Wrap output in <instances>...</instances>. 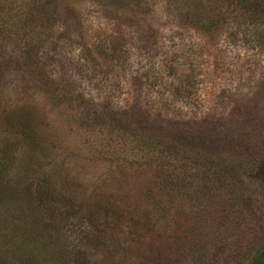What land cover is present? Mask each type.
Masks as SVG:
<instances>
[{"label":"rangeland","instance_id":"1","mask_svg":"<svg viewBox=\"0 0 264 264\" xmlns=\"http://www.w3.org/2000/svg\"><path fill=\"white\" fill-rule=\"evenodd\" d=\"M60 4L72 26L64 30L60 14L66 47L60 51L45 43L33 51L34 56L40 52L42 73L35 65L27 71L20 67L17 39L0 41V264H35L50 247L52 255L60 247L68 252L65 264H211L218 241L245 246L261 233L256 224L264 221V178L258 212L250 197L242 206L229 200L227 184L212 183L205 190L193 180L190 185L160 168L138 165L140 159L129 152L111 159L101 152L105 140L85 129L83 102L116 107L119 96V105L126 106L135 88L151 113L160 109L151 116L153 122L189 132L225 127L222 144L229 155L264 166V24L249 23L228 0ZM187 8L205 16L209 27L189 28L196 17L183 14ZM119 36L125 37L126 70L116 76L119 61L102 55L101 41ZM84 45L89 53L77 61V48ZM186 72L193 74L196 92L191 98L175 97L177 105L165 109L166 98L173 97L164 89ZM139 77L130 86L129 80ZM237 134L250 140L242 145L239 136L234 142ZM103 193L104 200L113 199L121 208L125 201L149 217L152 226L143 239L122 241L125 231L113 228L106 233L110 242L105 249L77 241L89 224H112L91 207ZM40 195L50 201L40 204ZM237 214L244 216L242 222ZM33 225L34 232L43 231V240L23 238L32 234ZM153 232L160 235L158 242L151 240Z\"/></svg>","mask_w":264,"mask_h":264},{"label":"trees","instance_id":"2","mask_svg":"<svg viewBox=\"0 0 264 264\" xmlns=\"http://www.w3.org/2000/svg\"><path fill=\"white\" fill-rule=\"evenodd\" d=\"M62 1L0 0V41L6 42L12 38L19 41L22 52L18 59L23 61V64L21 63L23 67H20L24 71H27L28 68L32 69L34 65L41 73L44 71V62L41 61L39 50H37V56L33 55L36 47L46 43L49 48L57 47L60 51L64 48V35L66 33L60 31L61 15L65 18L63 19L64 30L69 29L72 24L70 16L61 8L60 3ZM228 3L242 10V15L247 18L249 23L264 24V0H228ZM183 14L196 17L191 20L194 24L189 25V28L199 25L209 27V21L204 18L205 16L199 17L191 8H187ZM262 36L261 38H263ZM71 40L72 38L66 39L70 44ZM101 42L102 55L110 58L111 61H119L115 65L114 74L116 76L124 74L126 67L125 59L122 56L126 51L125 37L106 38ZM1 47L2 44L0 43V52H2ZM77 49L78 52L75 55L77 61L85 58L89 53L88 45ZM79 69L84 72L81 66ZM101 73L106 75V70ZM187 73H183L178 80L170 81V86L164 89L166 94L173 97L172 100L166 98L163 106L165 109H170V107L172 109L177 105V102L174 101L175 97L191 98L192 94L196 92L193 74ZM141 78L139 77L135 81L130 79V86L135 85V82ZM134 89L132 91L130 88V101L126 106L119 105V96H117L116 107L106 102H104L106 104L97 105L92 100L87 99L83 102L84 117L88 120L85 129L98 134L99 138L105 140L101 149L104 155L112 156L111 159L120 160L126 152H129L135 158L140 159V161L135 162L136 164L144 165L150 169L152 167L160 168L165 171L166 175H173L174 179H187L190 185L191 180H193L194 183L201 184L200 188L203 186L205 190L216 184L219 186L227 184L231 188L225 194L229 200H237L242 206L243 200H249L250 197L252 201L257 203H253L252 208L255 211H260V202L257 200L263 197V192L260 190L262 189L261 180L264 178V166L256 159L242 161L243 159L229 155L230 150L222 144V133H228L225 131V127L209 131L210 128L214 127L211 126L206 130L189 132L171 128L170 124H157L153 122L151 116L156 113L160 114V109H154V112L151 113L147 109L143 96ZM24 132L26 134L27 131ZM239 136L242 145L250 140V138H246L245 134H237L233 141L237 142ZM221 155L228 156L223 158ZM166 183L168 181L165 180ZM104 194L91 207L100 211L105 217L111 218L112 224L107 222L89 224L88 228L80 231L81 235L77 236V241H82L97 249H105L110 242L107 240L106 233L113 228L125 231L126 235L122 241L128 240L127 237H136L138 241L143 239L147 228L152 226L149 217L142 215L139 209L128 207L125 201L123 208H121L116 205L113 199L104 200ZM37 199L40 204H42L40 201H50L42 195ZM129 208L130 213L127 215ZM37 209L41 211L42 207L40 210L38 207ZM242 214L248 218L250 216L247 213ZM242 214H237L239 222L244 220ZM143 216L147 217V220L143 221ZM261 221L264 223L263 220ZM261 221H259L260 223L257 222L259 224H256V227H260L262 232L254 236L251 241H247L245 246H241L240 243L231 246L234 244L227 243L226 239L218 241L209 258L211 264L216 261L219 264H264V224ZM34 226L30 229L29 234H32L28 235V238L23 236L27 242L36 240L37 237L40 239L37 242L43 240V235H41L43 231H37L36 228L34 232ZM236 228V226H232V229ZM11 231L14 233L16 229H11ZM17 231L19 232L18 229ZM236 234L239 235V232ZM2 238L1 236L0 240ZM159 238L160 235L156 233L151 240L158 242ZM50 239L52 237L48 235L46 240L49 241ZM48 245V242L44 243L43 247H48ZM50 249L54 253L53 248L50 247ZM50 249L44 251V255L40 253L42 258L39 257L35 264H65L64 261L68 257L66 255L68 252L60 247L57 248L55 255H52ZM0 250H3L2 246H0ZM71 250L75 251V246Z\"/></svg>","mask_w":264,"mask_h":264}]
</instances>
